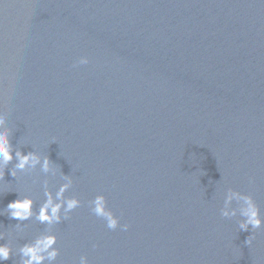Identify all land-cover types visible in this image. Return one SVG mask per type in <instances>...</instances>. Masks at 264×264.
<instances>
[{"label": "water", "instance_id": "obj_1", "mask_svg": "<svg viewBox=\"0 0 264 264\" xmlns=\"http://www.w3.org/2000/svg\"><path fill=\"white\" fill-rule=\"evenodd\" d=\"M0 109L13 152L55 170L12 175L14 158L0 210L39 211L65 176L81 200L56 264H264V226L220 211L233 188L264 214V0H0ZM100 193L128 230L92 213ZM17 223L0 214V243L47 227Z\"/></svg>", "mask_w": 264, "mask_h": 264}, {"label": "clouds", "instance_id": "obj_2", "mask_svg": "<svg viewBox=\"0 0 264 264\" xmlns=\"http://www.w3.org/2000/svg\"><path fill=\"white\" fill-rule=\"evenodd\" d=\"M88 63V56H81L76 61L77 65ZM8 116V111L0 109V178L3 177L8 163L14 158L17 160V164L12 171V175H17V172H30L37 164L41 163V159L43 160V171L54 174L53 162L48 156L42 158L36 152L31 151L28 153L13 152L9 129L5 126ZM65 177L64 182L55 191L50 187H45V199L41 203L39 211L34 209L35 198L31 195L19 196L9 202L5 209L0 210V214L6 212L11 219L18 221L16 228L19 230H23L24 222L32 220L33 217L40 224H46L47 226L46 230L18 247L8 239L6 243H0V264H4L14 254L19 257L17 264H56L61 249L57 247L59 236L53 230V226L67 219L70 213L81 205L78 196H66V193L72 187L73 181L69 176ZM234 200L238 204L237 207L232 206ZM89 204L92 213L102 218L108 229L116 230L119 228L126 231L130 227L127 223L121 224V217L108 207L107 197L103 193L96 195L89 201ZM220 211L225 218H232L239 214L242 217L238 223L240 230L247 231L249 227L252 230H257L264 226V214H262L260 205L251 193L229 188L224 198V206ZM250 236L246 240L248 245L252 243ZM5 238L6 233L0 232V241L5 240ZM79 264H90L88 256L81 255Z\"/></svg>", "mask_w": 264, "mask_h": 264}]
</instances>
